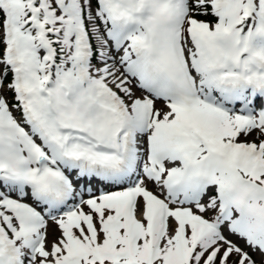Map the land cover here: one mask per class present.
Wrapping results in <instances>:
<instances>
[{
  "label": "snow or ice",
  "instance_id": "obj_1",
  "mask_svg": "<svg viewBox=\"0 0 264 264\" xmlns=\"http://www.w3.org/2000/svg\"><path fill=\"white\" fill-rule=\"evenodd\" d=\"M0 264H264V0H0Z\"/></svg>",
  "mask_w": 264,
  "mask_h": 264
}]
</instances>
